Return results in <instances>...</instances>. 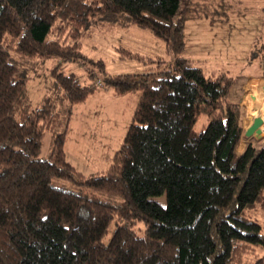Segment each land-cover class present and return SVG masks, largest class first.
<instances>
[{
  "label": "trees",
  "instance_id": "1",
  "mask_svg": "<svg viewBox=\"0 0 264 264\" xmlns=\"http://www.w3.org/2000/svg\"><path fill=\"white\" fill-rule=\"evenodd\" d=\"M189 7L190 0H0V264H240L264 246L260 225L246 215L264 211V136L237 153L244 77L180 56ZM96 26L145 31L171 59L146 58L141 72L100 79L79 74V40ZM42 72L45 91L34 98ZM97 89L139 96L108 168L84 175L66 161V132L73 106ZM201 115L207 123L195 132ZM159 196L164 207L150 200Z\"/></svg>",
  "mask_w": 264,
  "mask_h": 264
},
{
  "label": "rangeland",
  "instance_id": "2",
  "mask_svg": "<svg viewBox=\"0 0 264 264\" xmlns=\"http://www.w3.org/2000/svg\"><path fill=\"white\" fill-rule=\"evenodd\" d=\"M223 1L227 0H190L188 14L183 23L184 47L180 56L201 61L199 66L207 71H224L233 77H244L253 71L255 64H249L250 53L258 51L264 44V0ZM79 43L85 61L76 66L75 72L85 75L86 71L91 70L97 79L103 73L117 75L141 72L150 66L143 63L147 61L146 58H162L165 61L171 59L160 39L132 27H92L86 31ZM98 59L103 63L101 69L92 64ZM44 65L48 68L51 63L46 62ZM40 75L43 79L38 83L41 92L36 91L39 93L34 92L33 95L27 86L32 104L38 101L34 98H38L45 91L43 88L46 73L42 72ZM36 81H32L34 87ZM84 81L89 82V79L84 78ZM244 81L238 89V101L243 97L241 104L252 94V89L264 91V81ZM138 96V93L114 96L110 89H97L85 101L73 106L64 147L69 153V162L76 171L86 175L101 173L108 168L130 124ZM243 113L242 136L237 153L244 149L246 143L254 142L253 139H245L243 132L252 119L258 117L257 114L246 121V109ZM206 123L207 118L199 116L193 130L199 132ZM48 143L49 135L45 134L41 142L40 158L46 157ZM260 146L261 144H257L255 148ZM150 200L161 207L165 205L164 196ZM246 215L256 220L264 234V211L256 208L246 212ZM112 230L111 225L103 242L108 240ZM142 230L143 225L137 224L136 234L141 235ZM259 259L264 263V246H254L241 259L240 264H255Z\"/></svg>",
  "mask_w": 264,
  "mask_h": 264
},
{
  "label": "crops",
  "instance_id": "3",
  "mask_svg": "<svg viewBox=\"0 0 264 264\" xmlns=\"http://www.w3.org/2000/svg\"><path fill=\"white\" fill-rule=\"evenodd\" d=\"M228 1V0H227ZM227 1H225V3H227ZM264 56V44H263V46H261L260 47V49L254 54V57L253 58H249V64H253V63H255V64H253L254 66L252 67L253 68V71L250 73V74H248V75H246V76H244V78H243V80H245L246 82L247 81H254L255 79H260L261 81H264V78L262 77V71H264V58L263 59H261V58H259V57H261V56ZM190 60V59H189ZM201 62V61H200ZM260 65V66H259ZM242 80V81H243ZM244 81V82H245ZM240 86V85H239ZM238 89H239V87H238ZM262 89L264 90V87H262ZM253 91V89L251 90V92ZM238 95H239V92H238V90H237V99H236V102H237V104L239 105V106H241L242 104L240 103V102H242V98L240 99V102L238 101L239 99H238ZM251 95L252 94H250L249 95V97H248V99H247V103H246V106H245V109H247V105H248V101H249V99H250V97H251ZM242 107V106H241ZM246 119V118H245ZM244 119V120H245ZM69 153H67L66 152V150H65V157H66V161L72 166V164L69 162V155H68ZM73 167V166H72ZM78 172V171H77ZM80 173V172H79ZM89 174H92V173H89ZM85 175V174H84ZM86 175H88V174H86Z\"/></svg>",
  "mask_w": 264,
  "mask_h": 264
},
{
  "label": "bare ground",
  "instance_id": "4",
  "mask_svg": "<svg viewBox=\"0 0 264 264\" xmlns=\"http://www.w3.org/2000/svg\"><path fill=\"white\" fill-rule=\"evenodd\" d=\"M261 91V90H260ZM253 89L252 95L248 101L246 109V121L258 114L262 124L260 126L261 134H264V91Z\"/></svg>",
  "mask_w": 264,
  "mask_h": 264
},
{
  "label": "water",
  "instance_id": "5",
  "mask_svg": "<svg viewBox=\"0 0 264 264\" xmlns=\"http://www.w3.org/2000/svg\"><path fill=\"white\" fill-rule=\"evenodd\" d=\"M262 121L259 117L252 119L251 124L244 130L243 137L245 139H253L255 141L260 140L264 134H261L260 126Z\"/></svg>",
  "mask_w": 264,
  "mask_h": 264
}]
</instances>
